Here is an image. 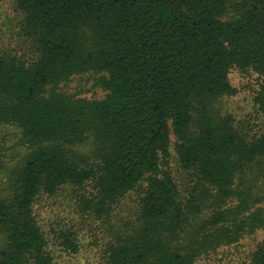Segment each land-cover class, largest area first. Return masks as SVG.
<instances>
[{"label":"trees","instance_id":"1","mask_svg":"<svg viewBox=\"0 0 264 264\" xmlns=\"http://www.w3.org/2000/svg\"><path fill=\"white\" fill-rule=\"evenodd\" d=\"M33 58L0 53V123L20 130L29 151L0 198V264H53L33 204L61 186L94 193L83 210L105 217L146 181L138 226L107 247L108 264H195L264 226V208L244 176L264 164V134L245 138L209 103L232 96V68L261 77L264 117V0H16ZM232 15L229 16V13ZM93 73L101 100L55 91ZM50 88V92L47 91ZM180 166L214 191L210 216L187 245L175 244L203 199L179 200L168 173L170 135ZM91 138L95 163L69 148ZM63 246H77L65 235ZM249 264H264V244Z\"/></svg>","mask_w":264,"mask_h":264},{"label":"rangeland","instance_id":"2","mask_svg":"<svg viewBox=\"0 0 264 264\" xmlns=\"http://www.w3.org/2000/svg\"><path fill=\"white\" fill-rule=\"evenodd\" d=\"M232 12L229 13V16ZM23 16L16 7V0H0V53L33 58L35 48L23 31ZM98 75L86 73L73 76L60 84L55 91L60 94L85 100H101L106 92L97 84ZM230 85L235 89L232 96L212 100L209 110L216 118L230 116L232 126L245 138L264 134V117L254 103L261 77L252 70L232 68L228 75ZM50 92V88H47ZM175 138L170 135L169 158L161 169L168 173L175 183L179 200L185 203L190 195L203 199L200 213L190 217L184 231L175 244L187 245L201 223L210 216L214 203V191L209 186L199 188L193 172L183 169L175 152ZM95 145L91 138L83 144L69 148V152L83 161L95 163ZM25 140L19 129L0 123V198L12 185L13 177L28 154ZM248 190L260 198L255 208H264V164L255 167L251 174L242 179ZM146 188V181L135 190L118 200L105 217H96L81 207V200L91 197L94 189L86 184L78 189L71 185L61 186L53 195L40 194L33 204L35 222L44 235L47 250L53 264H108L107 247L119 238L126 239L138 226L139 199ZM74 240L77 249L69 251L64 236ZM264 244V226L243 235L230 246H220L208 255L198 258L195 264H249L256 247ZM6 246L5 237L0 236V251Z\"/></svg>","mask_w":264,"mask_h":264}]
</instances>
